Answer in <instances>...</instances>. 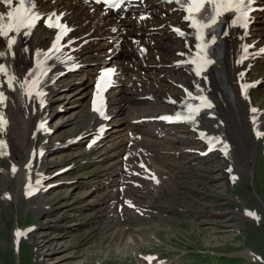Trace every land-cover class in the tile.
I'll use <instances>...</instances> for the list:
<instances>
[{"label":"bare ground","instance_id":"obj_1","mask_svg":"<svg viewBox=\"0 0 264 264\" xmlns=\"http://www.w3.org/2000/svg\"><path fill=\"white\" fill-rule=\"evenodd\" d=\"M254 4L258 9L254 16L255 22L264 26V0H254ZM38 6L44 14L39 28L29 36L23 35L20 41L13 45L12 51L15 52V58L9 55L2 61L7 66L9 75H14L16 79L13 81L14 90L7 86L6 77L3 76L0 81V84H3L0 90L6 97L4 106L0 110L7 120L6 127L0 131V140L6 142L7 149L0 150V155L3 156V152L6 151L7 157L10 159L8 168L1 170L2 191L0 197L16 199L17 194L26 193L27 187L34 181L42 184L40 189L42 192L44 188L55 182L51 178L53 172L69 166V169H73L76 163L77 155L75 154H71L73 156L67 154L68 159L63 163L60 159L53 160L55 155L67 150L65 148L67 138L60 142L59 147H55V144L49 141L42 143L41 148L44 150V155L40 159L36 154L33 156L32 153L37 134L41 132L45 134L46 138L49 135L44 130L39 129V126L50 117V115L43 113L41 107L47 102L51 105L57 95L58 97L60 94L72 95L75 86L68 78L70 75L65 74L60 77L68 78L64 84L57 80L52 83V79L62 72L61 69L56 70L47 85L46 94L41 98L29 99V101H27L23 87H21L25 78L28 77L34 52L41 49L42 39L38 35L40 29L44 31L45 43L53 40L57 34V29L48 28L45 23L47 16L55 12L57 16L67 22L71 29L70 33L63 39V50L66 52L63 57H73L74 62L80 66L78 70L80 74L75 76L82 79L78 89L82 101L76 113L83 109L89 110L87 96L92 91V83L95 82L97 73L104 65L110 63L118 67L116 86L109 92L108 96L112 119L108 122H102L96 114L90 112L87 122L81 128L82 132L71 136L84 135L85 138L82 140L85 142L84 152L92 156L90 158H93L92 164L94 166L103 164V172L85 183L89 185V189H93L95 193L99 192L103 196V212L108 216H113V214H117L118 206L115 204L120 200V195L124 196L120 189L124 186L128 171L131 170V174H135L141 170L143 158L147 157L146 153L134 150L133 144L137 138L140 136L151 138L149 140L151 143L148 145L153 150L150 158L153 173L147 176H154L161 183H165V175L171 178L170 168H172L174 159L185 158V151H177L174 148L176 151L166 153L160 149L163 148L166 140L164 136L178 127L166 128L167 126L148 119L159 117L166 111L172 110L164 100L166 97L168 99L174 98L173 95L167 93L166 85L169 84L167 75H175L177 80L185 78L186 81H189L185 72L172 65L173 62L181 59L179 53L183 51L179 45V34L174 31L175 28H184V23L181 20L182 15L177 7L161 0H149L142 3L137 10L131 13L130 17L125 19H119L117 16L101 10L100 7L94 6L88 0H38ZM2 7L3 4L0 2V12H2ZM143 8L150 9L151 17L146 20L140 19L139 11ZM259 10L261 12H258ZM61 14L63 15L61 16ZM55 19L56 17H53L54 21ZM232 19H227L224 24L222 58L225 80L230 94L226 95L213 79L206 81L213 106L216 108L214 118L207 117V119L213 122L215 135L222 137L228 143L227 158L229 162L225 169H232L231 172H226L228 178L237 172L247 170L251 175L253 174L252 168L258 143L256 133L262 127V120L255 121V125L253 124L255 113L251 112L249 108V97L241 93V86L247 82L248 76L243 72L247 67L253 73L255 63L264 64V53L260 52V49H264V32L253 24L255 38L250 37L251 39L246 43L254 40L256 42L250 50L242 53L243 43L248 37L247 32H245V28L233 26ZM113 29L116 30L113 31ZM225 32L227 35L224 34ZM152 42L153 46L151 45ZM6 47V40L0 37V48L6 49ZM48 48L49 45L46 49ZM145 51H148L147 54ZM156 56L159 57L157 60L150 59V57ZM49 58L53 64L61 57L49 53ZM241 73L243 76L240 75ZM147 88L150 91H147ZM147 95L151 96L150 100L143 97ZM230 96L231 100L228 99ZM61 104L58 103L57 107ZM140 106L145 107L142 114L137 112ZM57 107H54L51 113ZM56 117L57 114L52 117L51 121H54ZM135 120H139V122H135ZM106 126H111L106 132L107 136L96 140L98 136L97 127L102 130ZM46 127L49 128L47 124L44 125V129ZM199 131L200 127H196L190 133L191 139L178 140L183 145V149L193 145L195 141L199 142ZM149 141L145 142L149 143ZM143 142L144 139L140 143ZM242 147H244L245 152H243ZM122 156H125V160ZM44 157L50 159L45 160ZM196 160L197 157L190 158L192 162ZM31 163H35L37 169L30 167ZM13 165H16L17 171L15 173L11 171ZM55 166L57 168L53 170ZM10 178L16 180L14 183L17 187L12 193L6 189ZM49 189L51 190V188ZM123 203L124 201L120 202L122 210L127 211V207ZM129 217L128 215L127 218ZM21 235H27L26 231L22 230ZM131 238L134 240L133 237Z\"/></svg>","mask_w":264,"mask_h":264},{"label":"rangeland","instance_id":"obj_2","mask_svg":"<svg viewBox=\"0 0 264 264\" xmlns=\"http://www.w3.org/2000/svg\"><path fill=\"white\" fill-rule=\"evenodd\" d=\"M256 25L264 32L261 23ZM40 33L43 35V30ZM41 39V45L45 44ZM261 64L250 78L264 74ZM70 79L75 86L72 95L60 94L52 106L63 105L51 122L54 131L48 138L56 146L79 133L89 117L87 109L76 113L82 101L78 90L82 79ZM261 84L250 96L251 103L262 110L264 131V81ZM166 87L173 94L178 92L174 82ZM144 108L140 106L137 112L144 113ZM205 128L213 131V123L207 120ZM177 130L165 136L161 150H183L178 140L190 136L185 129ZM143 139L136 146L148 149L150 154L151 138ZM81 145L53 157L63 163L71 154L77 155L73 170L55 178L58 188L32 199L23 194H17L16 199L0 197V264H145V255L156 257L153 264H264L263 141L257 143L253 176L249 170L239 172L240 180L235 185H229L224 173L228 162L225 157L214 154L190 161L196 155L193 150L200 147L193 144L185 158L174 159L172 168L168 167L172 176L165 177V183L141 174L129 179L127 187L120 189L125 196L120 195V200L129 201L128 210L118 209V215L113 216L103 212V196L85 183L103 172V164L94 166L92 156ZM242 150L245 152L244 147ZM9 163V158L0 156V183L1 169L6 170ZM15 181H8L6 189L10 193L17 188ZM244 209L256 211V217L245 216ZM16 226L28 230L18 250L13 245Z\"/></svg>","mask_w":264,"mask_h":264},{"label":"snow or ice","instance_id":"obj_3","mask_svg":"<svg viewBox=\"0 0 264 264\" xmlns=\"http://www.w3.org/2000/svg\"><path fill=\"white\" fill-rule=\"evenodd\" d=\"M7 9H11L5 12H0V37L4 38L7 43L6 49L0 48V75L6 77L7 86L10 89H13V81L16 79L14 75H9L7 72V66L2 62L7 56L11 55L12 58H15V52L12 51L13 45L16 44V35H19L22 31L24 35H28V30L32 29L35 26V23L41 19V13L37 7L36 0H0ZM102 2V0H97V3ZM103 2H107V0H103ZM130 3V0H128ZM169 3L179 4L181 9L187 13L185 19L190 21V27L196 29L197 31V40L201 41L196 44V48L198 49L194 58L190 61L193 65H195V73L197 76H200L203 71H206V66L211 64L212 61L208 59V43L205 41L204 30L212 28L216 25L220 18L227 13H231L233 16L232 25L239 26L241 28L247 29L249 22V14L253 10L252 3L253 0H167ZM125 3V0H113L111 7L114 10L120 11L122 4ZM207 14V15H205ZM63 14H61L62 16ZM53 17H56L55 21ZM143 19L144 17H140ZM60 16H57L55 12L49 14L45 20L46 26L48 28H55L58 30V33L55 37V42L52 45V49L58 50L59 42L62 40L63 36L67 35L70 28L67 25L60 23ZM116 29H113L115 31ZM179 35L184 36L185 33L181 31L180 28H175ZM15 33L16 35H12ZM227 35V32L224 33ZM215 37H211V43H215ZM248 47L244 48V51H248ZM27 51V49H25ZM261 53H264V49H260ZM37 56L40 55L39 52L36 53ZM40 67V62L37 64ZM115 72V69H108L105 73V77L110 76ZM41 74H44V70L42 69ZM28 75H32L30 71ZM243 76V73L240 74ZM105 77H102L104 79ZM39 79H34L31 82L28 81L27 77L24 82L21 84V87L30 86L33 88H37L36 95H43L42 92L39 91L38 88ZM3 87V84H0V88ZM198 90H199V86ZM242 90L244 89V85L241 86ZM97 89L99 91L100 84H97ZM189 95H191L189 93ZM203 102V106L207 108H211L212 104L207 99V97H200ZM6 97L3 91H0V106H4V102ZM42 103V102H41ZM189 114L184 117L185 120L194 121L195 116L199 114V108H194L191 105H188ZM93 111H100L97 108L96 99L93 100ZM252 112H256L257 109L253 108ZM100 115L104 116V113L100 111ZM179 118V114H178ZM160 119L171 121L173 118L169 116L160 117ZM253 124L255 125V118H253ZM7 125V120L3 115H0V131L4 130ZM43 127V125H41ZM257 136L260 135L259 132L256 133ZM202 136L204 134H201ZM0 149H7V144L5 141L0 140ZM228 145L225 144L222 149L225 155H228ZM4 154H7L5 151ZM43 153L41 152V155ZM35 156V154H33ZM143 166V165H141ZM11 171L15 173L17 171L16 166L13 165ZM229 172L232 171L231 168L228 169ZM155 179V177H152ZM235 179V177H233ZM159 181H157L158 183ZM10 198V197H9ZM248 215H254V213L249 212ZM21 233L18 231L16 236L19 237ZM152 259V258H148Z\"/></svg>","mask_w":264,"mask_h":264}]
</instances>
